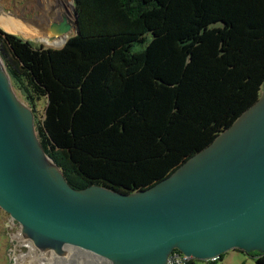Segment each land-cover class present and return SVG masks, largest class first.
Wrapping results in <instances>:
<instances>
[{"label": "trees", "instance_id": "trees-1", "mask_svg": "<svg viewBox=\"0 0 264 264\" xmlns=\"http://www.w3.org/2000/svg\"><path fill=\"white\" fill-rule=\"evenodd\" d=\"M74 4L78 33L65 44L0 28V57L43 149L75 188H148L260 97L264 0ZM255 258L264 264V252Z\"/></svg>", "mask_w": 264, "mask_h": 264}, {"label": "water", "instance_id": "water-1", "mask_svg": "<svg viewBox=\"0 0 264 264\" xmlns=\"http://www.w3.org/2000/svg\"><path fill=\"white\" fill-rule=\"evenodd\" d=\"M68 11L50 8L42 35L77 34ZM0 207L37 245L70 244L108 264H165L175 248L206 260L233 248L264 252V85L229 128L156 184L79 189L43 149L0 57Z\"/></svg>", "mask_w": 264, "mask_h": 264}, {"label": "rangeland", "instance_id": "rangeland-1", "mask_svg": "<svg viewBox=\"0 0 264 264\" xmlns=\"http://www.w3.org/2000/svg\"><path fill=\"white\" fill-rule=\"evenodd\" d=\"M50 8H54V10L59 8L61 10H65V7L60 0H0V28L6 32L15 33L36 43H43L47 46L52 47H60L62 45H50L44 42L41 39L43 37L41 31L38 28L30 25L33 24V21L35 22L37 19L40 20L39 17L41 16L42 12L44 10L50 11ZM66 8L73 15L75 14V9H73L71 6L66 5ZM36 31L37 33L40 32L37 36L31 35L32 38L25 36L26 34H30ZM72 35H74V33H71V36ZM137 47L138 46H136L135 49ZM14 91L17 96L25 102L20 92L15 88ZM44 107L45 100L42 99L37 104V108L40 114L43 112ZM9 216L10 215L0 207V264H9L7 255V235H9L10 230L6 226ZM257 254L258 250H242L239 248H233L225 251L223 253V258L218 259L215 262H212L213 260L211 259H196L194 264H255V257ZM101 260L103 259L98 258L90 254L89 252L79 251V254L70 257L65 264H108L106 260ZM27 264L34 263L31 262Z\"/></svg>", "mask_w": 264, "mask_h": 264}, {"label": "built area", "instance_id": "built-area-1", "mask_svg": "<svg viewBox=\"0 0 264 264\" xmlns=\"http://www.w3.org/2000/svg\"><path fill=\"white\" fill-rule=\"evenodd\" d=\"M6 226L10 230L7 235L9 264H65L70 257L79 254V251L85 252L70 244H63L59 250L47 245H37L11 216L7 219ZM191 259V256L175 248L169 253L165 264H189ZM210 259L216 260L217 257Z\"/></svg>", "mask_w": 264, "mask_h": 264}, {"label": "bare ground", "instance_id": "bare-ground-1", "mask_svg": "<svg viewBox=\"0 0 264 264\" xmlns=\"http://www.w3.org/2000/svg\"><path fill=\"white\" fill-rule=\"evenodd\" d=\"M61 1V3L64 5V7H65V10L66 11H68V9L66 8V5H68V6H71L72 8H73V6H72V0H60ZM44 6V5H43ZM46 7H48V6H46ZM46 9H48V8H46ZM49 12L50 11H48V10H44L43 12H42V14H41V16L39 17V19L40 20H36L35 22L33 21V24H30V25H32V26H34V27H36V28H38L39 29V23H41V22H45L47 19V17L49 16ZM69 12V11H68ZM41 18H44V19H41ZM31 21V20H30ZM29 23V22H28ZM29 27V26H28ZM31 27V26H30ZM33 27V28H34ZM38 31V30H37ZM37 31L36 32H32V33H30V34H26L25 36H27V37H31V35H33V36H37L39 33H37ZM27 32H29V31H27ZM26 32V33H27ZM32 38V37H31ZM43 41H45L46 43H48V44H50V45H62L63 43H65V41H66V39H67V36L66 37H62V38H60V39H57V40H53V41H50V40H48L46 37H42L41 38ZM56 167V166H55ZM103 259V258H102ZM103 260H106V259H103ZM103 260H101V261H103ZM107 262H108V260H106Z\"/></svg>", "mask_w": 264, "mask_h": 264}, {"label": "clouds", "instance_id": "clouds-1", "mask_svg": "<svg viewBox=\"0 0 264 264\" xmlns=\"http://www.w3.org/2000/svg\"><path fill=\"white\" fill-rule=\"evenodd\" d=\"M193 258V257H192Z\"/></svg>", "mask_w": 264, "mask_h": 264}]
</instances>
